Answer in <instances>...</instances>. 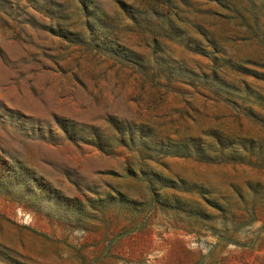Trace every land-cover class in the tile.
Returning <instances> with one entry per match:
<instances>
[{"label": "rangeland", "instance_id": "rangeland-1", "mask_svg": "<svg viewBox=\"0 0 264 264\" xmlns=\"http://www.w3.org/2000/svg\"><path fill=\"white\" fill-rule=\"evenodd\" d=\"M0 264H264V0H0Z\"/></svg>", "mask_w": 264, "mask_h": 264}]
</instances>
